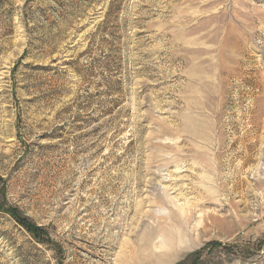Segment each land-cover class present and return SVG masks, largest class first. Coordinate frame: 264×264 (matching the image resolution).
Masks as SVG:
<instances>
[{
    "label": "rangeland",
    "instance_id": "1",
    "mask_svg": "<svg viewBox=\"0 0 264 264\" xmlns=\"http://www.w3.org/2000/svg\"><path fill=\"white\" fill-rule=\"evenodd\" d=\"M0 204V264H264V0H0Z\"/></svg>",
    "mask_w": 264,
    "mask_h": 264
},
{
    "label": "bare ground",
    "instance_id": "2",
    "mask_svg": "<svg viewBox=\"0 0 264 264\" xmlns=\"http://www.w3.org/2000/svg\"><path fill=\"white\" fill-rule=\"evenodd\" d=\"M154 234H155V232L148 233V236H147L148 237V240L144 243V246H141V248H137L136 249L137 252H138V254H139V256L140 257H143L145 260H151V259L156 260V258L160 254H164V252L157 253V251L154 250V248H157V247L159 249H163L162 247L165 246V243H163L162 239L158 240L157 242H153V239L155 238L154 237ZM181 245H182V242L181 241H178V243L174 247H176V248L179 247L180 248Z\"/></svg>",
    "mask_w": 264,
    "mask_h": 264
},
{
    "label": "trees",
    "instance_id": "3",
    "mask_svg": "<svg viewBox=\"0 0 264 264\" xmlns=\"http://www.w3.org/2000/svg\"><path fill=\"white\" fill-rule=\"evenodd\" d=\"M0 208H2V205L0 204ZM2 210V209H0ZM15 211V212H14ZM10 214L12 215L13 218H15L19 223H21L24 227H26L27 230H29L30 232H32L33 234H35L37 236L38 233V229L36 227H32L30 224L28 223H24L26 221H23L22 218L20 219V217L18 216V213L16 210L10 209Z\"/></svg>",
    "mask_w": 264,
    "mask_h": 264
}]
</instances>
